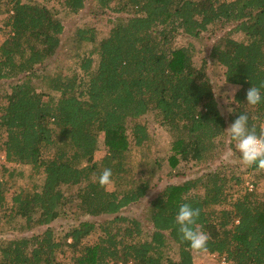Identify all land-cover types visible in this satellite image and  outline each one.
Here are the masks:
<instances>
[{"label": "trees", "instance_id": "1", "mask_svg": "<svg viewBox=\"0 0 264 264\" xmlns=\"http://www.w3.org/2000/svg\"><path fill=\"white\" fill-rule=\"evenodd\" d=\"M85 1L63 2L75 13ZM112 1L95 0L101 9ZM114 9L128 16L116 19L98 45L78 54L75 65L50 73L41 67L60 46L61 20L38 2L10 0L0 80H16L0 102V149L7 162L28 165L31 175L42 176L38 189L11 197L14 215L24 220L19 228L48 226L67 200L80 214L114 217L82 220L60 236L46 227L0 242V264H58L57 254L65 247L72 264H193L194 253L180 240L174 219L183 203L201 210L196 227L210 237L208 253L225 255L233 264H264V195L253 188L230 191L231 181L242 183L232 167L166 184L146 207L152 227L146 239H140V220L117 215L152 187L153 175L136 177L130 162L131 142L148 146L150 134L138 121L148 111H156L172 135L170 169L181 160H213L217 138L241 113L249 114L248 124L257 133L263 128L264 88L255 107L246 104L245 94L251 85L264 84V0H118ZM216 22L233 25L209 53L224 67L225 81L239 85L227 119L204 68L194 67L192 45L173 42L178 34L197 37ZM233 32L242 33V39L233 38ZM74 41L94 44L95 32L78 28ZM99 133L106 153L95 160ZM50 147L54 152L43 155ZM106 168L122 188L99 186L97 178ZM63 186H76L74 196L69 198ZM5 191L0 178V207ZM96 228L98 239L83 244ZM169 242L176 246L177 260L167 255Z\"/></svg>", "mask_w": 264, "mask_h": 264}, {"label": "rangeland", "instance_id": "2", "mask_svg": "<svg viewBox=\"0 0 264 264\" xmlns=\"http://www.w3.org/2000/svg\"><path fill=\"white\" fill-rule=\"evenodd\" d=\"M23 2H38L49 8L62 22L63 32L61 34L60 46L56 53L44 63L41 72L49 71L53 73L57 70H63L69 65H75L78 62V54H84L98 45L99 41L107 37L114 22L118 18H126L128 15L125 11H117L118 0L110 3L108 8H98L95 0H86L85 5L78 12L69 11L64 0H21ZM10 0H0V43L8 36L9 26L7 25L8 9ZM230 23L216 22L210 25L208 30L202 32L197 37H190L185 34H178L174 38V44L185 46L191 44L193 47V64L194 67L204 68L208 76L214 96L218 103V108L222 115L227 119L233 109V94L231 86L224 79V67L214 62L209 57L212 45L221 38L229 29L232 28ZM78 28H91L95 32V43H82L77 46L74 41L75 33ZM235 39H242L243 34L233 32L230 34ZM94 66L98 61V56L93 55ZM16 79L0 80V102H3V95L9 93L10 84ZM38 91L43 87L40 81H35ZM143 123L149 134L150 140L148 146L138 147L131 142L130 162L132 170L136 177H147L152 174V187L142 199L123 207L117 215L134 217L141 221L143 233L140 239L148 238V233L152 227L146 220V210L150 199L157 195L161 189L168 183H180L186 179L194 178L207 171H214L219 167L231 168L235 175H239L242 183L235 185L230 183V191L236 189H246L247 185L252 184L253 190L259 195H264V172H258L254 168L245 167L240 163V154L235 148L234 142H231L229 135L225 132L217 138L218 149L217 155L213 160L207 162H196L192 159L181 160L176 167L170 169L167 157L170 154L172 135L168 128L162 123V119L154 110L148 111L138 118ZM229 124L227 125V127ZM264 128V122L261 123ZM226 127V129H227ZM54 148L50 147L44 151L43 155L53 153ZM106 153V147L103 143V134H98L97 149L94 152V159L99 160ZM0 178L6 185L5 204L0 207V242H5L16 237L30 236L41 233L46 227H51L55 236H60L70 227L78 224L82 220L101 222L114 217L110 214H101L98 216L84 215L78 212L75 202L69 201L67 207L62 210L60 215L55 218L48 226H38L31 230H21L19 227L24 222L23 218L14 215L12 209L11 197L18 191H34L40 187L42 176L31 175L30 167L17 163H10L5 160L4 151L0 149ZM116 183H112L108 190L119 189ZM122 188V187H120ZM232 189V190H231ZM63 191L70 198L74 196L76 186H63ZM101 231L96 228L83 240V244L95 242L100 236ZM167 255L173 260L178 259L176 246L169 242ZM58 264H72L71 250L65 247L64 252L57 254ZM193 264H216V254L208 252L202 254H193ZM166 264V263H165Z\"/></svg>", "mask_w": 264, "mask_h": 264}, {"label": "clouds", "instance_id": "3", "mask_svg": "<svg viewBox=\"0 0 264 264\" xmlns=\"http://www.w3.org/2000/svg\"><path fill=\"white\" fill-rule=\"evenodd\" d=\"M261 88H264V84L259 87L251 85L246 90L245 98L248 106L255 107L261 103ZM239 90V85L231 86V94L234 95ZM248 121L249 114L241 113L225 131L240 154V163L249 168L254 166L258 172H264V128L257 133L254 127L249 126ZM112 175L111 169H104L97 178L99 186L107 189L113 183ZM200 212L199 208H193L190 204L183 203L174 218L175 224L178 226L180 240L187 242L190 250L195 254L207 252V244L210 239L206 232L196 227Z\"/></svg>", "mask_w": 264, "mask_h": 264}, {"label": "built area", "instance_id": "4", "mask_svg": "<svg viewBox=\"0 0 264 264\" xmlns=\"http://www.w3.org/2000/svg\"><path fill=\"white\" fill-rule=\"evenodd\" d=\"M253 185L249 184L247 185L248 189H252ZM217 261L216 264H233L231 260H229L225 255H216Z\"/></svg>", "mask_w": 264, "mask_h": 264}, {"label": "crops", "instance_id": "5", "mask_svg": "<svg viewBox=\"0 0 264 264\" xmlns=\"http://www.w3.org/2000/svg\"><path fill=\"white\" fill-rule=\"evenodd\" d=\"M193 263H194V261H193ZM205 264H207V263H205Z\"/></svg>", "mask_w": 264, "mask_h": 264}]
</instances>
